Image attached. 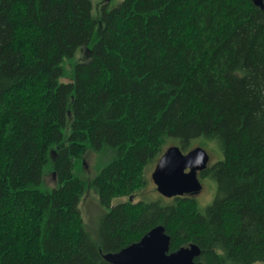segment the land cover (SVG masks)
I'll return each mask as SVG.
<instances>
[{"label":"trees","instance_id":"trees-1","mask_svg":"<svg viewBox=\"0 0 264 264\" xmlns=\"http://www.w3.org/2000/svg\"><path fill=\"white\" fill-rule=\"evenodd\" d=\"M101 5L0 0V264H113L106 252L157 225L203 264H264V7ZM200 138L223 153L200 173L217 183L210 204L131 199L167 147ZM89 150L104 156L93 179ZM92 190L109 208L96 233L81 208Z\"/></svg>","mask_w":264,"mask_h":264},{"label":"water","instance_id":"water-1","mask_svg":"<svg viewBox=\"0 0 264 264\" xmlns=\"http://www.w3.org/2000/svg\"><path fill=\"white\" fill-rule=\"evenodd\" d=\"M253 2L264 7L263 0ZM210 159L203 146L185 152L180 145H171L159 158L152 178L166 197L195 195L203 188L200 172L208 167ZM199 254L200 248L194 243L171 250V235L164 225H157L138 241L118 251L106 252L104 257L113 264H203L196 260Z\"/></svg>","mask_w":264,"mask_h":264},{"label":"rangeland","instance_id":"rangeland-1","mask_svg":"<svg viewBox=\"0 0 264 264\" xmlns=\"http://www.w3.org/2000/svg\"><path fill=\"white\" fill-rule=\"evenodd\" d=\"M102 1L103 0H93L94 16H97L99 14L100 9L102 7L101 5ZM107 1L109 3V7L113 8L121 4L124 0H107ZM81 52L82 51L80 50L76 55V60H78L79 57L81 56L80 54ZM69 63L71 62L68 61L67 64ZM69 78H70L69 76L63 77L61 81H69ZM203 141L204 140L202 138L197 139L196 141L194 140V144L192 147L200 145ZM205 142L206 143L204 144V147L211 155L209 164H212L223 158L222 150L217 142L212 140ZM103 159L104 156L102 154L92 150L87 151V153L85 154V159L83 160V168L80 171V175L83 178H87V179L95 178L99 173L100 169L102 168ZM157 162L158 161L154 162L152 165L148 167V170L146 172L148 182L141 191H139L136 195L133 196L134 201H138V200L150 201L165 197L157 189V185L152 178V172L155 169ZM201 180L203 183V188L199 193L195 194L194 196L197 198L200 208L204 209L208 204H210L213 201L217 191V183L210 178H201ZM45 182L48 186H54L57 182L56 175L52 173L48 174L45 177ZM92 191L93 193L88 194L87 197L83 196L81 202V208L83 215L87 220V223L90 225L91 232L96 233L100 225L102 215L109 208L101 205L98 194L94 190ZM127 199L129 198L117 197L112 201L111 206L115 205L118 202L125 201Z\"/></svg>","mask_w":264,"mask_h":264},{"label":"flooded vegetation","instance_id":"flooded-vegetation-1","mask_svg":"<svg viewBox=\"0 0 264 264\" xmlns=\"http://www.w3.org/2000/svg\"><path fill=\"white\" fill-rule=\"evenodd\" d=\"M201 173V172H200ZM201 178V177H200Z\"/></svg>","mask_w":264,"mask_h":264}]
</instances>
